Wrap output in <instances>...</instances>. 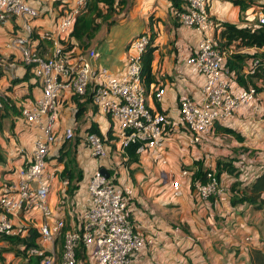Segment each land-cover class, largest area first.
<instances>
[{
  "label": "crops",
  "instance_id": "1",
  "mask_svg": "<svg viewBox=\"0 0 264 264\" xmlns=\"http://www.w3.org/2000/svg\"><path fill=\"white\" fill-rule=\"evenodd\" d=\"M27 1L37 9V17L33 19L12 17L0 23V55L5 64L4 76L0 80V96L7 95L19 99V96L30 93V99L26 98L25 104L39 97L40 87L34 78H30L14 84L11 93L6 91L12 78H20L23 75L24 66L17 50L8 49L5 43L11 37L21 35L25 24L31 29H36L37 33L54 31L62 10L71 0ZM126 1L123 10L112 18V23L118 22L131 29L124 47L113 50L110 45L92 43L90 48L99 53L94 63L105 67L115 76L121 75L125 67L127 44L130 39L146 30H153L156 34L157 46L151 65L154 83L146 94L145 103L149 109L165 112L176 121L180 99L183 97L199 99L204 77L196 73L193 67L186 63V59L203 35L176 21L169 0ZM253 8L247 7L239 11V8L228 0H209V20L214 19L215 23L209 21L205 35L210 38L217 37L219 32L217 22L220 21L239 26L251 23L257 17L256 13L264 10V7H258L255 8L258 9L257 12L250 13ZM62 41L64 39L60 40ZM34 43L36 45L37 40ZM41 44L37 47L38 51L43 47V52L40 53L49 55L51 50L48 43L43 41ZM108 49L110 52L106 53ZM262 52L264 48L256 47L229 50V53L244 55ZM104 56L107 57L105 63L98 61ZM249 60L246 58L241 62L239 73H246ZM235 63L239 64V62ZM235 77L236 75L229 80L233 92L251 86L246 79L243 80L246 84L243 86ZM254 82L259 88L254 99L238 107L226 120L214 122L212 128L201 135L197 142H193L191 136L175 124L160 152L164 164L150 153L137 156L135 162H127V157L122 158L115 143L107 146V157L98 160L91 157L86 148L75 140V145H72L71 149L74 151V160L77 168L81 170L82 178L76 193L69 198V204L74 205L71 207L60 205L62 188L58 177L52 181L48 201L54 214L58 215L72 208L79 210L85 206L87 179L98 168L104 169L108 175L111 173L110 166L113 165L118 182L129 183L132 187L133 196L128 204L129 220L134 230L147 241L144 248L132 254L131 264H248L250 249L264 251V208L254 210L249 205H231L227 188L232 177L227 174H221L218 179L223 187L220 196L200 199L195 193V182L191 181V174L199 168L212 170L216 160L227 157L235 159L237 167L241 168L239 164L244 167L240 177L245 182L250 181L264 167V80L255 79ZM29 85L32 87L28 88ZM157 87L164 89L159 102H156L152 96ZM74 110L71 95L63 93L56 109L57 119L54 125L56 139L53 144L55 148L53 150L51 146L50 155L57 152L64 140L65 127H73L77 124L75 130L79 129V132L76 133V138L82 128L90 123H95L101 133L108 128L106 116L98 112L90 103L87 104L86 112L77 121L74 120ZM18 121L14 122V128L20 132L15 135L16 141L27 151L30 150V153L33 137L37 131L33 128L27 130L25 127L22 130L26 131H21ZM223 128L238 133L241 139L238 140L224 132ZM0 146L2 147V143ZM117 156L121 157L119 167ZM28 157L29 155L25 157L21 155L16 159L13 157V161L0 164L1 169L3 172L12 170L11 166L17 169ZM125 167L128 176L123 173L126 172ZM182 170H186L187 174L181 175ZM14 171L13 174H4L2 181L5 179L13 181ZM174 179L180 181L181 193L178 196L171 195L170 181ZM12 220L15 224L22 220L24 224L37 226L40 217L38 213L33 212L18 218L12 217ZM65 221L69 223L70 218L66 216ZM0 246L5 247V242L0 241ZM46 248L49 246L47 245ZM54 248L56 249L55 245Z\"/></svg>",
  "mask_w": 264,
  "mask_h": 264
},
{
  "label": "built area",
  "instance_id": "2",
  "mask_svg": "<svg viewBox=\"0 0 264 264\" xmlns=\"http://www.w3.org/2000/svg\"><path fill=\"white\" fill-rule=\"evenodd\" d=\"M179 2V10L173 11L179 24L203 35L186 63L204 77V82L199 99L183 97L179 100L176 121L165 112L146 106L139 59L148 43L147 34L137 35L129 41L125 67L119 76L94 63L99 57L95 49L90 48L75 56L62 52L60 40H66L73 20L84 9L86 0H71L62 10L54 31L37 33L40 39L51 42L49 55H43L36 49V39L30 38L32 29L28 24H25L21 35L13 36L5 43L8 49L17 50L23 65L29 66L41 92L33 103L20 109L23 121L37 133L26 163L14 171L15 179H5L0 185V236H22L27 224L22 220L15 224L12 217L38 213L40 221L33 226L37 229L38 246L29 251L37 258V264H77L75 253L79 244L84 247L89 264H131L132 254L147 243L127 217L132 187L129 183L118 182L113 165L107 176L98 168L87 179V203L81 209H67L58 215L51 209L48 194L59 172L56 175L55 169L49 168L46 158L56 139V109L63 93L76 96L90 94L97 111L108 116L110 134L122 158L127 157L125 147L137 143L134 151L137 156L150 153L162 164L165 161L160 152L175 124L189 134L193 142H197L214 122L226 120L238 107L254 99L252 87L237 92L231 90L229 80L235 74L224 64L225 53L216 49L212 38L205 35L210 21L207 0ZM37 16V9L27 0H0V23L12 17L33 19ZM257 20L264 24L261 11L257 13ZM257 62V58L250 59L246 73H252ZM163 93L162 87L155 89L154 100L159 102ZM63 137L68 141L75 137L71 126L63 129ZM78 139V144L86 148L91 157L98 160L107 157V146L96 133H83ZM123 173L128 176V170ZM186 174V170L181 171V175ZM59 184L62 188L60 205L68 207L69 200L64 194L66 180L59 179ZM170 189L172 196H178L181 193L180 181L171 180ZM194 190L200 199L206 200L220 196L223 187L209 170L204 182L194 183ZM66 216L70 218L69 223L65 221ZM59 240L58 263L56 242Z\"/></svg>",
  "mask_w": 264,
  "mask_h": 264
},
{
  "label": "trees",
  "instance_id": "3",
  "mask_svg": "<svg viewBox=\"0 0 264 264\" xmlns=\"http://www.w3.org/2000/svg\"><path fill=\"white\" fill-rule=\"evenodd\" d=\"M171 2V7L173 11L179 10L180 2L179 0H169ZM234 6L245 10L247 7H253L254 5L259 7H264V0H228ZM126 0H86L84 9L75 16L71 29L67 34L66 40L62 41V52L68 53L70 56H75L76 54H83L87 51L92 43L95 33L101 26V24L106 23L107 25L113 22V16L121 12L126 5ZM264 14V10H262ZM175 17V16H174ZM176 21L179 23L177 18ZM211 23H215L214 19H210ZM219 27L218 36L212 38L214 47L225 53L224 64L231 70L234 71L236 75V80L245 86L243 80H247L248 84L252 87L255 93L259 90L255 86L254 80H264V52L259 54L244 55L241 53H229L230 49H239V47H256L264 48V24H259L257 17L247 25L239 26L234 23H229L225 21L217 22ZM140 34H147L148 43L140 55V71L139 76L141 83L144 87L145 95L147 94L150 86L154 83V77L151 70L153 53L156 50V34L153 30H146ZM137 36V35H136ZM30 38L36 39V49L41 46L42 42H47L51 46V42L47 40L40 39L37 35L36 29H32ZM134 38V37H133ZM38 50V49H37ZM43 52V47L40 49ZM39 51V52H40ZM257 58L258 62L253 68L252 73H239L241 69V62L244 59ZM235 62H239L236 64ZM4 62L0 60V80L4 76ZM24 66V73L20 78H12L6 91L12 92V86L16 83L27 81L30 78H34L33 73L30 71L29 66ZM35 82L38 84L36 79ZM32 86L29 85L28 88ZM159 88V87H157ZM156 88V89H157ZM247 88V87H246ZM29 90V89H28ZM153 96V95H152ZM20 99L11 98L9 96H0V118L9 117L11 119V125L14 124V120H20L21 123L27 129L31 127L26 124L21 115L20 109L24 105H29L34 102V100L28 104H25L26 98L30 99V93H25L19 96ZM71 100L75 106L74 110V120L77 121L86 112L87 104L91 103L90 94L87 93L84 96L71 95ZM97 110V108L93 105ZM160 111L157 109V112ZM162 112V111H160ZM106 116V115H105ZM107 121L108 116H106ZM25 127V128H26ZM83 133L94 132L99 135L103 142L108 146L115 143L114 137L110 134V126L106 129L104 133H101L95 123H90L88 126L83 127ZM223 131L231 134L236 139L240 140L241 137L238 133L228 129L223 128ZM79 132V129L77 130ZM76 132V133H77ZM76 136V134H75ZM79 135L77 134V138ZM67 140H63L60 144L57 152L53 155H48L47 161L50 164L51 161L55 160L56 163L62 166L58 173L59 179H65L66 185L64 189V194L71 198L77 191L82 178L81 170L77 168L74 160V154L72 149L67 146ZM137 143L129 144L125 147L124 152L127 156V162H135L137 155L135 154V148ZM27 159V158H26ZM25 159V163H26ZM4 158L0 151V164H2ZM24 164V163H23ZM22 164V165H23ZM57 165V164H56ZM210 169H198L191 174L192 182H204L206 178V173ZM11 172L13 170H10ZM214 176L219 179L221 174H227L232 177L227 191L229 197V203L231 205L244 204L249 205L254 210H260L264 208V167L255 175L250 181L245 182L240 176L242 174V169L235 165V159L224 158L215 161L214 168L211 170ZM193 187V186H192ZM62 196V193L60 194ZM209 198H216L214 196ZM208 198V199H209ZM77 219V216H75ZM127 217H129V210L127 212ZM38 233L37 229L31 224L25 227V232L22 236L17 235H2L0 236V241H4L6 246L0 247V262L3 261L2 254L5 252L13 253L14 256L22 258H31L33 255L29 253L31 249L37 248ZM76 259L77 264H89L85 257V250L82 244H79L76 249ZM35 258V257H34ZM37 259V258H35ZM248 264H264V251L260 249H250L248 252Z\"/></svg>",
  "mask_w": 264,
  "mask_h": 264
},
{
  "label": "rangeland",
  "instance_id": "4",
  "mask_svg": "<svg viewBox=\"0 0 264 264\" xmlns=\"http://www.w3.org/2000/svg\"><path fill=\"white\" fill-rule=\"evenodd\" d=\"M208 4H209V0H207V5ZM253 7L254 8L250 13L257 12L258 9H255V8H258L259 6L254 5ZM255 16H257V13ZM130 30L131 29L129 27H127L121 23H118V22H114V23H111L109 25H107L106 23H103V24H101V26L99 27V29L95 33L94 38L92 39V43L99 42L100 44H105L106 46L110 45L113 50L122 49L125 45V42L127 41ZM128 44H129V42H128ZM128 44H127V47H128ZM128 51L129 50H127V52ZM108 52H110L109 49L106 51V53H108ZM106 59H107V57L104 56V57H101V59L98 61L105 63ZM0 60L3 61V57L1 55H0ZM14 121H16V119ZM18 123L20 124L21 131H26V130H22V128L26 127V125L24 126L20 121H18ZM78 124H79V122H78ZM76 125H74L72 127V131L74 132V134H76V132H77V129L75 130ZM25 129H27V127ZM15 130H16V132H15ZM27 130H29V129H27ZM18 133H20L19 130L14 128V124L11 125V119L9 117H4L2 119L0 118V145L2 143V147L0 146V151H1V154L4 158L3 163H5L6 161L11 162V161H13L14 158L16 159V158L20 157L21 155L24 157L26 155H30V153H29L30 150L27 151V149H25L23 146H21L19 143H17V141H16L17 139H16L15 135ZM79 134H83V131H81ZM73 138H74V140H73ZM78 138H76V136H75V137H72L69 141L67 140L68 144L66 147L72 148V145L73 146L75 145V140H76V143L79 140ZM104 145L108 146L106 143H104ZM5 148H7L8 150H5ZM54 148H55V145H52L53 150H54ZM72 153L74 154V151ZM7 155H9V156H7ZM116 161H117V165L119 167L121 164V157L117 156ZM59 165L60 164L56 163L55 160H53L50 162V164L48 166L51 169H55V173L57 175V173L62 168V166H59ZM239 165L242 169V172H244V169H243L244 167L241 164H239ZM11 168L13 171L15 170L12 166H11ZM13 171L11 172L8 169V171L3 172L1 169L0 170V182L3 180L4 174H13ZM115 173H117V172H115ZM68 200L70 201L69 198H68ZM69 205L74 206L72 204H69ZM56 245H57V250H58V252L56 253V261L59 263V261H60L59 255H60V250H61V248H60L61 247L60 246L61 240L57 241ZM0 247H4V246H0ZM2 256H3V261L0 262V264H37V261L34 257H31L28 259L18 257V256L16 257L13 255V253H3Z\"/></svg>",
  "mask_w": 264,
  "mask_h": 264
},
{
  "label": "water",
  "instance_id": "5",
  "mask_svg": "<svg viewBox=\"0 0 264 264\" xmlns=\"http://www.w3.org/2000/svg\"><path fill=\"white\" fill-rule=\"evenodd\" d=\"M100 170L105 176H107V173H106V171L104 169L101 168Z\"/></svg>",
  "mask_w": 264,
  "mask_h": 264
}]
</instances>
